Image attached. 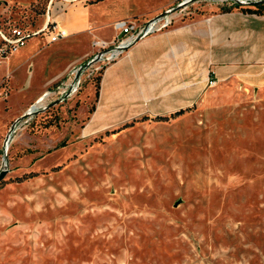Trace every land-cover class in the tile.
Wrapping results in <instances>:
<instances>
[{
    "label": "rangeland",
    "instance_id": "1",
    "mask_svg": "<svg viewBox=\"0 0 264 264\" xmlns=\"http://www.w3.org/2000/svg\"><path fill=\"white\" fill-rule=\"evenodd\" d=\"M51 1L108 22L179 0ZM48 2L0 0V27L38 28ZM93 30L36 36L0 63V264H264V87L217 77L207 52L186 51L182 76H153L147 99L101 110L95 130V74L18 119L90 49Z\"/></svg>",
    "mask_w": 264,
    "mask_h": 264
},
{
    "label": "crops",
    "instance_id": "2",
    "mask_svg": "<svg viewBox=\"0 0 264 264\" xmlns=\"http://www.w3.org/2000/svg\"><path fill=\"white\" fill-rule=\"evenodd\" d=\"M51 5L49 18L65 29L70 38L87 32L92 26L94 38L109 41L113 38L114 31L108 38L102 36L101 32L114 20L134 15H115L110 21L103 22L92 15L89 6L73 5L66 9L64 3ZM52 8L61 13H53ZM36 36H43L46 41L45 35L38 34L31 36L26 44ZM92 51L90 47L83 55L67 62L68 65L50 85L56 84L71 66L87 59ZM186 51H192L196 59L201 52H207L208 61L217 77L239 76L247 85L264 87V10L254 13L237 7L192 2L188 14L174 16L168 28L134 42L104 67L99 75L96 101L89 114L88 130L100 127V111L111 107L115 102L147 99L145 85L151 84L153 76L168 80L170 77L184 75L181 67L183 68ZM50 85L41 90L36 98Z\"/></svg>",
    "mask_w": 264,
    "mask_h": 264
},
{
    "label": "built area",
    "instance_id": "3",
    "mask_svg": "<svg viewBox=\"0 0 264 264\" xmlns=\"http://www.w3.org/2000/svg\"><path fill=\"white\" fill-rule=\"evenodd\" d=\"M194 1L208 2L220 7L264 5V3H258L257 1L259 0H238L241 4H237L234 0ZM51 3L52 1L49 0L45 20L36 29L31 30L15 24L7 25L5 29L0 27V63L12 53L23 47L31 36L43 34L46 36V43L48 44L54 43L67 36L65 29L59 27L49 18V6ZM191 3L170 13L160 16L154 15L155 17L152 16L143 21H136L128 18L114 20L111 24V28L114 31L113 38L109 41L100 38H92L90 47L93 51L90 56L82 62L71 66L56 84L43 91L29 107H33L37 103L36 108H33V110L43 111L71 99L79 92L83 82H91V77L94 74V78L100 75L106 65L118 58L134 42L148 34L165 30L171 25L174 16L180 17L188 14ZM54 101L57 102L46 107Z\"/></svg>",
    "mask_w": 264,
    "mask_h": 264
},
{
    "label": "water",
    "instance_id": "4",
    "mask_svg": "<svg viewBox=\"0 0 264 264\" xmlns=\"http://www.w3.org/2000/svg\"><path fill=\"white\" fill-rule=\"evenodd\" d=\"M194 0H180L178 1L176 4H174L173 6L171 7H168L167 9L163 10L162 12H160L159 14H156V16H160L162 14H166V13H170L172 11H175L179 8H181L182 6H185L191 2H193ZM237 4H241V2H239L238 0H234ZM258 3H264V0H259L257 1ZM155 17V16H154ZM57 101H54L52 103H50L49 105H47L46 107H49L53 104H55ZM41 110H33L31 107L27 108L25 112H23L21 114V116L18 118H24V117H28V116H32L34 114H36L37 112H40ZM17 119V120H18ZM15 123V122H14ZM14 123L9 127V130H8V133L6 134V137H5V142H4V150L5 151V148H6V144H7V140L9 139L10 137V132L12 131V128L14 126ZM5 167V163L3 162L2 164V167L0 168V180L2 179V177L4 176L5 172H6V169L4 168Z\"/></svg>",
    "mask_w": 264,
    "mask_h": 264
},
{
    "label": "trees",
    "instance_id": "5",
    "mask_svg": "<svg viewBox=\"0 0 264 264\" xmlns=\"http://www.w3.org/2000/svg\"><path fill=\"white\" fill-rule=\"evenodd\" d=\"M95 1H99V0H93V2ZM237 8L243 10V11H246V12H254V13H259L261 11L264 10V5H261V4H257V5H253V6H238ZM95 91H94V95L97 96V90H98V83H99V75L95 77ZM92 111V108H90L89 112ZM182 112L181 109L173 112L172 114L169 115V117H174L178 114H180ZM166 118V117H165ZM165 118H158V120H162V119H165Z\"/></svg>",
    "mask_w": 264,
    "mask_h": 264
},
{
    "label": "bare ground",
    "instance_id": "6",
    "mask_svg": "<svg viewBox=\"0 0 264 264\" xmlns=\"http://www.w3.org/2000/svg\"><path fill=\"white\" fill-rule=\"evenodd\" d=\"M36 106H37V103L33 106V107H31L32 109L33 108H36ZM8 144V143H7ZM6 144V147H8V145Z\"/></svg>",
    "mask_w": 264,
    "mask_h": 264
}]
</instances>
